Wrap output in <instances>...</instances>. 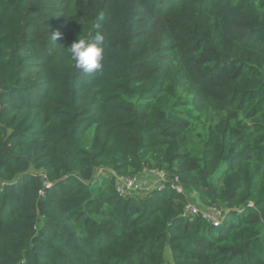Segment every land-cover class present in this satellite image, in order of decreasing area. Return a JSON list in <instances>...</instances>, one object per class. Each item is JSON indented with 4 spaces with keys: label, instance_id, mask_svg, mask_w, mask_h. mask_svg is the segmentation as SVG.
<instances>
[{
    "label": "trees",
    "instance_id": "16d2710c",
    "mask_svg": "<svg viewBox=\"0 0 264 264\" xmlns=\"http://www.w3.org/2000/svg\"><path fill=\"white\" fill-rule=\"evenodd\" d=\"M97 31L85 74L66 48ZM149 170L168 181L118 193ZM192 193L226 209L219 226L185 214ZM167 248L264 264V0H0V264H166Z\"/></svg>",
    "mask_w": 264,
    "mask_h": 264
},
{
    "label": "built area",
    "instance_id": "2783aa9c",
    "mask_svg": "<svg viewBox=\"0 0 264 264\" xmlns=\"http://www.w3.org/2000/svg\"><path fill=\"white\" fill-rule=\"evenodd\" d=\"M151 176H154V182L158 186L164 185L168 181V174L165 170H149L140 176L134 177H117L116 189L120 195H126L128 193H135L141 190L144 185L145 179L149 180ZM157 187V186H156ZM172 187L180 193H185V189L172 183ZM225 208L217 203L209 206H204L199 202H189L186 206V215H198L200 214L204 219L209 221L214 226H219L225 217Z\"/></svg>",
    "mask_w": 264,
    "mask_h": 264
},
{
    "label": "clouds",
    "instance_id": "9594fccd",
    "mask_svg": "<svg viewBox=\"0 0 264 264\" xmlns=\"http://www.w3.org/2000/svg\"><path fill=\"white\" fill-rule=\"evenodd\" d=\"M106 48V35L97 31L91 38L81 36L66 50L75 62L77 69L85 74H92L102 67Z\"/></svg>",
    "mask_w": 264,
    "mask_h": 264
},
{
    "label": "rangeland",
    "instance_id": "374dc122",
    "mask_svg": "<svg viewBox=\"0 0 264 264\" xmlns=\"http://www.w3.org/2000/svg\"><path fill=\"white\" fill-rule=\"evenodd\" d=\"M100 172H102V171H100ZM103 174H106V173H103ZM144 181H146V182H144ZM143 182H144L143 188L141 190H138V191L135 192L137 195H144L146 192H148L151 189H153L156 186H158L154 182V176H151V178L149 180H147V179L143 180ZM194 195L195 194H193V193L190 194L192 202H197L196 197ZM166 264H172L171 253H170V249L169 248H167V252H166Z\"/></svg>",
    "mask_w": 264,
    "mask_h": 264
}]
</instances>
